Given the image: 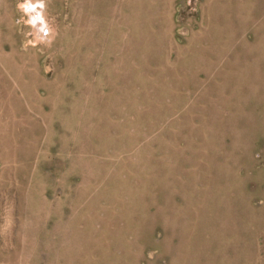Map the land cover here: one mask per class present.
Returning <instances> with one entry per match:
<instances>
[{
  "label": "rangeland",
  "instance_id": "rangeland-1",
  "mask_svg": "<svg viewBox=\"0 0 264 264\" xmlns=\"http://www.w3.org/2000/svg\"><path fill=\"white\" fill-rule=\"evenodd\" d=\"M0 264H264V0H0Z\"/></svg>",
  "mask_w": 264,
  "mask_h": 264
},
{
  "label": "bare ground",
  "instance_id": "bare-ground-1",
  "mask_svg": "<svg viewBox=\"0 0 264 264\" xmlns=\"http://www.w3.org/2000/svg\"><path fill=\"white\" fill-rule=\"evenodd\" d=\"M12 136V135H11ZM11 138V137H10Z\"/></svg>",
  "mask_w": 264,
  "mask_h": 264
}]
</instances>
